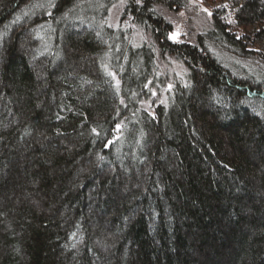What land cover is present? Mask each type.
Instances as JSON below:
<instances>
[{
    "label": "trees",
    "instance_id": "16d2710c",
    "mask_svg": "<svg viewBox=\"0 0 264 264\" xmlns=\"http://www.w3.org/2000/svg\"><path fill=\"white\" fill-rule=\"evenodd\" d=\"M205 1L0 0V264H264V0Z\"/></svg>",
    "mask_w": 264,
    "mask_h": 264
},
{
    "label": "rangeland",
    "instance_id": "374dc122",
    "mask_svg": "<svg viewBox=\"0 0 264 264\" xmlns=\"http://www.w3.org/2000/svg\"><path fill=\"white\" fill-rule=\"evenodd\" d=\"M226 3V1H205V0H184V5L181 9H165L160 8L163 16L172 24V31L168 37L171 41L192 42L194 37L199 33L210 28L211 14L215 6ZM123 7V2H119L112 6L108 14V24L113 27L130 28L132 33V40L135 45L142 42L150 43L147 34L142 32L136 26L130 24V21L120 22V13ZM207 9V11H205ZM211 13V14H209ZM156 87L151 88L150 97L143 102L145 110L152 112L154 107L165 100L167 91L170 90L169 84L176 78H183L185 71L180 63L173 61L171 58L161 61L157 59ZM165 81L162 85L161 82ZM120 127L117 128V131Z\"/></svg>",
    "mask_w": 264,
    "mask_h": 264
},
{
    "label": "snow or ice",
    "instance_id": "6c2138e0",
    "mask_svg": "<svg viewBox=\"0 0 264 264\" xmlns=\"http://www.w3.org/2000/svg\"><path fill=\"white\" fill-rule=\"evenodd\" d=\"M137 2H139V0H137ZM224 7H227V5H224ZM205 11H207V9H205ZM209 14H211V13H209Z\"/></svg>",
    "mask_w": 264,
    "mask_h": 264
}]
</instances>
